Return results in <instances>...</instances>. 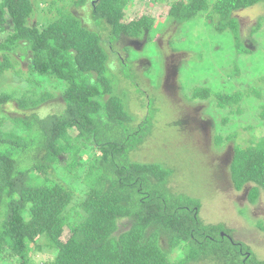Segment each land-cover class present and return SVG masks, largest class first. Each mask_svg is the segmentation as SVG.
I'll list each match as a JSON object with an SVG mask.
<instances>
[{"label":"trees","instance_id":"1","mask_svg":"<svg viewBox=\"0 0 264 264\" xmlns=\"http://www.w3.org/2000/svg\"><path fill=\"white\" fill-rule=\"evenodd\" d=\"M261 1L174 0L167 24L159 31L205 17L218 50L212 48L211 53L222 55L231 49L234 55L225 71L226 83L233 77L249 82L248 69L243 70L245 58L253 60L249 69L264 59L258 45L264 8L256 5ZM127 2L90 0L87 25L68 11L39 28L28 23L31 0H0V24L11 17L15 29L0 43V73L11 67L10 53L22 47V56L29 52L30 67L38 74L55 75L66 84L61 110L32 113L30 119L11 116L4 105L14 98L25 110L40 107L53 94L0 91V110L6 113L0 116V259L10 257L15 264H204L205 259L264 264L224 223H204L198 198L167 189L171 167L133 159L152 132L155 109L149 108L147 116L134 125L136 117L114 94L111 76L126 88L131 83L139 85L136 78L128 77L139 67L122 56L118 43L121 35L140 38L146 34L147 43L155 41V18L145 14L125 22ZM254 6L259 15L249 32L251 48L237 12ZM226 39L230 45H219ZM257 78L262 80L261 87L249 83L233 90L217 81L195 85L192 97L205 100L214 94L216 104L226 111L224 122H230V114L246 111L245 97H264V75ZM219 85L222 88H215ZM259 115L264 119V104ZM7 118L16 122L15 130L4 127ZM231 136L225 139L215 133L214 143L220 146ZM233 149L229 170L234 188L240 191L251 183L248 198L256 202L264 191V134L251 137L246 145L234 143ZM29 154L33 159L24 160ZM57 167L70 175L56 177ZM64 232L68 233L65 239ZM45 249H52V256L36 262L32 256ZM173 249L181 254L170 257Z\"/></svg>","mask_w":264,"mask_h":264},{"label":"rangeland","instance_id":"2","mask_svg":"<svg viewBox=\"0 0 264 264\" xmlns=\"http://www.w3.org/2000/svg\"><path fill=\"white\" fill-rule=\"evenodd\" d=\"M74 0H31L33 12L28 19L31 26L39 28L56 20L61 15L72 11L82 18L87 25L91 21V3L88 0L84 5L74 6ZM174 0H128L124 10L123 20L129 21L142 15L155 18L152 25V37L155 41H146V34L140 38L120 36L118 49L129 62L133 61L139 69L134 67L128 72V77L139 82L131 83L128 88L113 77L114 94L118 95L125 104L126 110L135 115L134 125H138L148 114V109H155L153 129L141 147L134 152L133 159L143 162H162L173 169L166 187L174 193H185L198 198L201 206L199 215L204 223H224L235 239L246 242L260 259H264V191L256 202H251L248 192L251 183H247L242 190L234 188L230 177V162L233 158V145L240 146L249 143L253 136L256 138L264 134V119L259 117L264 97H245L243 106L246 111L239 115L230 114V122L222 118L226 111L216 104V96L211 98H193L195 85H209L219 82L231 86L233 90L246 88L249 83L262 86L258 76L264 75V59L254 69L253 60L246 57L244 68L246 78L233 79L226 83L224 75L229 69V63L234 58L231 49L214 55L211 49L215 46V37L205 22V17L197 18L186 24L173 27L171 24L159 31L167 24V12ZM262 5L264 0L256 6ZM256 6L237 12L240 24L244 28L247 44L249 32L256 23L258 10ZM2 27V28H1ZM14 21L11 17L0 24V43L5 41L14 32ZM259 47L264 53V26L259 30ZM221 46L230 45V40L220 42ZM216 51L217 48H214ZM24 49L17 47L10 53L11 67L0 73V91L26 92L28 95L42 96L43 92L53 94V98L43 101L40 107H20L18 101L11 98L6 102L4 109L11 116L31 118L32 113L46 115L50 111L61 110L64 106L62 92L65 88L63 80L55 75H41L30 67L29 52L22 56ZM3 59L0 51V60ZM142 77L145 79L143 82ZM224 80V81H223ZM264 83V78H263ZM215 88H222L221 85ZM17 109L18 111H15ZM1 111V110H0ZM3 112V111H1ZM0 112V116L6 113ZM10 115V114H9ZM5 128L13 130L16 122L7 118ZM18 128L16 127V130ZM15 130V129H14ZM18 132V131H17ZM21 133V132H19ZM215 133H222L230 140L217 146L214 143ZM37 143H35L36 147ZM33 159L32 155L25 156L24 160ZM132 160V159H131ZM25 162V161H24ZM83 175V168L78 170ZM58 178L69 176L70 173L63 167L55 168ZM72 175V174H71ZM78 183L83 185L81 178ZM127 228V224H121ZM67 232L62 238L65 239ZM163 243L165 241L162 240ZM53 254L52 249L35 253L32 258L36 262L48 260ZM179 249H173L170 257L180 255ZM10 257L0 259V264H15ZM204 264H221L215 259H205Z\"/></svg>","mask_w":264,"mask_h":264}]
</instances>
